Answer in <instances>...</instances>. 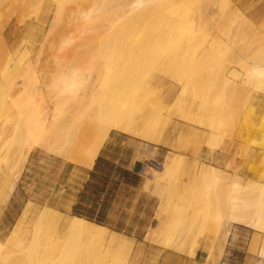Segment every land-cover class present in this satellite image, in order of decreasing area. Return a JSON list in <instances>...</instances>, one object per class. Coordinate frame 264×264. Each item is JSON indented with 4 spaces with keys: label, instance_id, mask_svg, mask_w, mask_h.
<instances>
[{
    "label": "rangeland",
    "instance_id": "374dc122",
    "mask_svg": "<svg viewBox=\"0 0 264 264\" xmlns=\"http://www.w3.org/2000/svg\"><path fill=\"white\" fill-rule=\"evenodd\" d=\"M123 1L0 0V32L22 31L27 34V38L21 40L22 49L19 51H24L25 60L41 55L47 45V48H53L48 42H53L57 33L74 35L72 43L53 56L55 68L51 71L68 64L75 65L82 59L86 76L95 73L85 67L87 58L98 49L103 37L114 35L113 41L119 47L109 71L111 81L103 88L104 94L109 100H121L137 122L148 115L158 99H162L160 109L151 120L153 139L127 134L136 138L146 150L151 144L154 146L151 151L161 145L165 150L163 157L158 158L162 161L161 166L168 159L179 157L178 164L173 166V177L165 181L163 190L159 191L153 182L154 168L146 166L149 159L157 158H140L138 155L143 171L141 189L121 186L118 179L123 176V169L114 168L111 162L120 150L116 140L106 152L110 160H102L87 187L80 189L74 184L72 188L63 189L50 182L58 173L60 161L37 155L35 167L26 182H20L24 167L17 180L20 184L16 192L4 201L0 192V238L5 236L29 199L32 206L42 208L49 204L65 215L76 214L73 206H78L82 212L79 216L105 225L108 231H116L118 239L110 249L102 245L103 249L95 248L99 246L95 244L86 250L78 236L58 237L57 223L41 224L31 230L28 239L33 252L30 246L26 247L28 255L11 259L6 264H113V257L120 253H127V260L132 264H183L181 257L171 259L163 253L171 250L193 255L199 246L207 250V259L212 248L221 243L223 230H217L213 236L210 229L215 221L212 213L220 208L228 183L204 180L199 176L193 178L189 174L192 165L221 167L222 162L227 161L228 171L236 173L232 177L242 188L236 193L242 196V201L253 208L256 197H263L259 190L264 188V94L252 86L238 84L244 65L231 61L230 51L222 49L226 35L230 40L233 36L221 27L231 25L234 30L237 26L246 31V38L252 40L257 33L264 35V21L247 28L243 21L247 16L231 0H215L227 10L234 11L232 18L224 22L216 15L205 21L198 19L194 4L200 0H171L169 3L151 0L141 8L146 15L117 17L113 11L120 9L118 4ZM213 10L215 14L216 8ZM83 11H89L90 17H82ZM46 13L49 14L47 18ZM206 42L210 46L205 53ZM3 47L0 41V85L4 71L13 66L20 55L19 52L10 54L13 58L8 59V54L3 55ZM166 58L173 60L170 67L177 70H170L169 75L165 73L166 77L155 86L150 75L159 73L157 69L162 68V61ZM203 107L214 110L212 126L204 124L202 111L199 112ZM171 136H175L173 143L168 142ZM6 139L0 138V175L5 166L12 163ZM182 150L190 153L181 155L178 152ZM75 173L79 177L76 182L80 184L84 174ZM102 175L104 181H110L103 198L99 196V177ZM127 178L133 181V177ZM135 193L142 194L135 198ZM125 196L130 199L125 200ZM262 200L260 210L264 212V197ZM228 222L226 233L235 223ZM238 228L234 249L238 251L235 253L240 262L251 231L244 226ZM207 236L213 237L207 239ZM134 240H145L154 246L155 251L149 259L136 257V250L132 247ZM263 240L264 230L253 227L248 251L258 253ZM225 242L226 239L222 241Z\"/></svg>",
    "mask_w": 264,
    "mask_h": 264
},
{
    "label": "bare ground",
    "instance_id": "6f19581e",
    "mask_svg": "<svg viewBox=\"0 0 264 264\" xmlns=\"http://www.w3.org/2000/svg\"><path fill=\"white\" fill-rule=\"evenodd\" d=\"M149 1L151 0H125L118 4L120 9L113 13L117 17H141L146 15L141 11L142 5ZM162 1L169 3L171 0ZM220 4L215 0H200L195 3L198 19L205 21L216 15L221 22L229 21L234 11H229ZM214 7L216 8L215 14ZM81 16L89 18L90 12L83 11ZM243 21L247 28L256 26L248 17H243ZM221 28L233 36L230 40L226 35L222 40V49L230 51L231 61L244 65V72L240 75L238 84L252 86L264 94V35L257 33L250 40L245 36L246 31L237 26L232 30L231 25L223 24ZM73 39L74 35L57 33L52 39L53 42H48L50 39H45V41L58 52L69 46ZM114 39V35L103 37L98 43V49L87 58L85 67L95 72L90 76L85 75L81 59L75 65L57 66L60 68L49 71L47 81L44 82L46 72L45 66L41 64L40 53L32 60H25L23 50L18 53L20 55L17 56V62L4 71L0 85V138L7 137L12 163L7 164L0 175V192L3 201L8 199L14 191L19 174L25 167L30 150L34 147H40L58 156L73 159L84 166L91 167L99 147L111 129L153 139L152 132H150L151 120L161 107V98L150 107L148 115L137 122L128 113L121 100H109V97L104 94L103 88L111 81L112 76L110 77L109 71L110 67H113L116 58L115 51L119 47L113 41ZM209 46L206 42L205 53ZM142 47L148 46L143 45ZM11 58L13 57L8 54V59ZM172 63L173 60L170 58L162 61V68L157 69L160 74L155 71L157 74L154 72L155 74L150 75L153 85L158 86L159 81L166 77V74H170V70H177L176 68L171 69ZM139 74L146 75L144 72H139ZM200 111H202L201 117L204 119V124L212 126L214 110L203 107L199 108ZM179 160V157H174L171 160L168 159L160 167L162 169L154 168L153 182L159 191L163 190L165 181L173 177V166L177 165ZM158 161L162 165V161ZM194 166L192 165L189 171L193 178L199 176L204 180L228 183L227 193L221 201L220 208L212 213L215 221L210 233L214 234L213 236L217 230L221 229L223 237L226 234L228 221L264 230V212L260 210L264 197L263 187L259 190L260 196L263 194L262 199L256 197L253 201V208H249L242 201V196L236 194L242 188L232 177L236 173L228 171L229 162H222L221 167L214 165L209 167L206 164ZM230 176L232 178L228 179ZM47 223H57L58 237L78 236L83 249L86 250H90L95 244L99 245L94 246L95 248L110 249L114 247V241L118 239L119 234L116 231H108L105 225L82 216L62 214L52 209L49 204L42 208L32 206L28 199L16 221L5 236L0 238V264H6L11 259L28 255L25 250L30 246L28 239L31 230ZM153 231L151 228V235ZM213 236H207V239H212ZM30 250L33 252L31 246ZM218 255L217 253L216 255L208 254L202 264H214L215 257ZM127 258V253H120L113 257V264H132Z\"/></svg>",
    "mask_w": 264,
    "mask_h": 264
},
{
    "label": "crops",
    "instance_id": "0c3cea01",
    "mask_svg": "<svg viewBox=\"0 0 264 264\" xmlns=\"http://www.w3.org/2000/svg\"><path fill=\"white\" fill-rule=\"evenodd\" d=\"M233 5L238 8L245 16H247L253 23L260 24V21H263L264 19V0H231ZM5 7V6H3ZM46 7H49L48 5ZM9 8V7H8ZM46 18L49 16L48 13H46ZM45 18V19H46ZM6 21V20H5ZM17 21V20H16ZM18 22V21H17ZM26 23V22H24ZM262 23V22H261ZM25 25V24H24ZM24 32L20 31H10V32H0V41L4 45L2 50L5 52V54H17L22 48V42L21 40L27 38ZM25 37V38H24ZM36 54V53H35ZM57 54V50L53 48H44L41 52V64L44 67L45 70V78L44 82L47 81V75L49 71L53 70L55 68V63L53 56ZM44 86V85H41ZM117 144L120 146V150L117 153V156L115 158H112L111 162L113 163V167L116 168L118 166L119 168H122L124 170H128L129 172L135 174L137 177H135L132 180L126 179L124 177H120L118 179V183L122 186H128L131 188H134L136 190L141 189L142 187V176L143 171L140 168V159L138 155H140V158L144 157H153V158H159L161 159L164 155V151L162 146L159 145L156 151H151L154 146L152 144L150 145V149L146 150L143 147L140 146L139 141L136 140L132 135H128L125 132L111 129L108 132L107 138L103 142V144L99 147L97 156L95 157L93 161V165L91 167L84 166L80 163L74 162V161H68L64 159L62 156H58L57 154L48 152L40 147H34L30 150L28 159L25 164V171H23L20 182H26L25 180L29 178V173L32 172V169L35 167L36 164V158L37 155L42 154L46 158H52L55 161H60L59 163V170L58 173L56 172L54 175V179L51 182L52 186L55 187H62L63 189L72 188L74 184H78L80 189L87 186L89 182H91L93 176L95 173H97V168L99 169L102 160H110L108 158V155L106 154L107 151L110 150L111 144ZM168 142H175V136H171L168 139ZM145 143V142H144ZM204 148H201V151H203ZM181 155H188L190 151L182 150L178 152ZM77 169V170H76ZM78 171L79 173L84 174V178H81V183H77L76 179L79 178L77 174L75 173ZM83 171V172H82ZM99 177V176H98ZM101 180V190L99 193V196L101 198L104 197V195L108 191V184L110 183L109 179H106L104 181L103 175L99 177ZM19 183H17L14 191L16 192L17 188L19 187ZM105 183V187H104ZM40 192L42 191V184L40 185V188L38 189ZM12 193V194H13ZM142 193H135V198L139 197V195ZM130 199L129 196H125V200ZM244 226L247 230H250L249 234L251 235L253 231V227L249 225H244L241 223H233L229 233H226L223 237H221V243H218L216 246H214L211 250L212 255L219 254L217 257H215L214 264H223L224 262L236 263V264H264V240L261 243L260 247L258 248V253H252L248 251L249 246V237L246 241L245 247H244V254L241 256L240 262L237 261L238 256L235 252H238L236 248V237L238 232L240 231L238 227ZM226 239L225 244L222 243ZM133 248L136 250V257L137 258H148L154 253V246L145 240H134L133 241ZM220 250L218 251V249ZM206 252L207 250L203 246H199L198 248L194 249L193 255H188L186 253H175L171 250H166L163 254L167 255L171 259L180 258L182 260L183 264H202L205 261L206 258Z\"/></svg>",
    "mask_w": 264,
    "mask_h": 264
},
{
    "label": "trees",
    "instance_id": "16d2710c",
    "mask_svg": "<svg viewBox=\"0 0 264 264\" xmlns=\"http://www.w3.org/2000/svg\"><path fill=\"white\" fill-rule=\"evenodd\" d=\"M126 175H129V176H126ZM122 177H124V178H126V179H129V178H127V177H130V178L133 177L132 179H134V178L137 177V176H136L135 174L129 172L128 170H124V169H123V176H121V178H122ZM129 180H130V179H129ZM85 187H87V186H85ZM85 187H84V188H85ZM78 209H79L78 206H73V212L76 213V214H78V215H81L82 212L79 211Z\"/></svg>",
    "mask_w": 264,
    "mask_h": 264
},
{
    "label": "built area",
    "instance_id": "2783aa9c",
    "mask_svg": "<svg viewBox=\"0 0 264 264\" xmlns=\"http://www.w3.org/2000/svg\"><path fill=\"white\" fill-rule=\"evenodd\" d=\"M146 166L150 167V168H155L158 169L161 167V162L158 160H154V159H149L146 163Z\"/></svg>",
    "mask_w": 264,
    "mask_h": 264
}]
</instances>
